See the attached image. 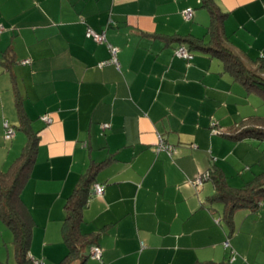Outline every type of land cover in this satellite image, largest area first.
I'll use <instances>...</instances> for the list:
<instances>
[{"label":"crops","instance_id":"0c3cea01","mask_svg":"<svg viewBox=\"0 0 264 264\" xmlns=\"http://www.w3.org/2000/svg\"><path fill=\"white\" fill-rule=\"evenodd\" d=\"M212 3L225 15L224 45L264 76V0ZM211 23L202 0H0V89L9 79L16 108L11 124L12 101L0 92V170L9 171L28 145L19 100L39 137L21 191L32 261L67 258L66 205L97 168L79 225L93 247L76 264H264V202L237 211L229 226L224 207L210 202L211 180L197 184L217 170L241 189L264 171L257 142L229 137L264 123V92L206 50L214 46ZM181 45L191 58L176 56ZM113 49L119 69L101 67ZM6 123L16 131L11 141ZM96 184L105 187L102 196ZM94 247L101 260L91 257ZM0 264H17L13 232L1 218Z\"/></svg>","mask_w":264,"mask_h":264},{"label":"trees","instance_id":"16d2710c","mask_svg":"<svg viewBox=\"0 0 264 264\" xmlns=\"http://www.w3.org/2000/svg\"><path fill=\"white\" fill-rule=\"evenodd\" d=\"M212 2L213 0H202L212 19L210 31L214 46L206 50L222 59L230 73L242 84L264 92V76L261 73V69L255 70L251 68L224 45L221 28L225 15ZM181 46L187 47L189 52H191L187 45ZM18 109L21 128L28 134L29 140L21 157L14 163L11 169L7 172L0 170V218L13 232L17 264H30L33 263L29 255L33 225L31 217L22 202L21 191L25 186L27 176L34 163L39 137L30 129V121L22 110L20 100L18 101ZM41 120H43V117ZM239 131L236 134L229 135V137L237 141H243L247 138L264 141V123L254 125V127H246ZM96 170L97 168H94L83 177L80 186L68 199L66 205L67 218L63 233L69 254L60 264H76L84 261L86 259L84 254L86 248L93 247V241L87 239L79 231V225L82 210L90 198V188L94 184ZM208 180H211L216 189V193L210 202L221 204L224 207L223 221L229 226L233 224L234 215L237 211L249 209L254 212L264 202V173L241 189L231 188L224 174L217 170L210 173Z\"/></svg>","mask_w":264,"mask_h":264},{"label":"built area","instance_id":"2783aa9c","mask_svg":"<svg viewBox=\"0 0 264 264\" xmlns=\"http://www.w3.org/2000/svg\"><path fill=\"white\" fill-rule=\"evenodd\" d=\"M183 16H184V19L186 21H191L194 17V10L192 8H189V9H186L185 11H183ZM1 30L2 28L0 29V33H1ZM87 37L88 38H93L96 42L98 43H103L106 41V38L105 36H101V35H98L96 34L94 31H89L88 34H87ZM113 53V56L112 58L110 59V61L108 62H104V63H101L100 66L103 67L107 64H114L118 67L119 69V63H118V60H117V56H118V50L116 49H113L112 51ZM176 56L179 57V58H184V59H189L191 58V53L189 52L188 48L185 47V46H180L176 52H175ZM43 120L47 123V124H51L53 121L50 117L48 116H44L43 117ZM110 128L109 125H104L103 126V130L106 131ZM15 130L12 129L11 127H9L8 123H6V136H5V139L8 140V141H11L14 136H15ZM160 150H166L168 153L171 154V149L169 147H167L166 145L163 144L162 140H161V143H160ZM208 180V176H205V177H202L200 179H198L197 181V184L199 186H202L204 184V182ZM104 189L105 187L103 185H100V184H96L94 185V193L98 196H102L103 193H104ZM225 247L226 248H229L230 247V243L229 242H226L225 243ZM91 257L93 259H98V260H101L102 258V250L99 248V247H94L91 251ZM235 260V257H232L230 259V261L233 263V261ZM33 264H44L40 261H35L33 260Z\"/></svg>","mask_w":264,"mask_h":264},{"label":"rangeland","instance_id":"374dc122","mask_svg":"<svg viewBox=\"0 0 264 264\" xmlns=\"http://www.w3.org/2000/svg\"><path fill=\"white\" fill-rule=\"evenodd\" d=\"M2 59V56L0 55V60ZM8 79V78H7ZM0 92H1V94L3 93L4 94V99L7 101V100H10V101H12V103L11 102H9L8 103V101H7V105H9V110H8V113H7V115L8 116H13V120L14 121H11V124H14L15 122H16V108H15V100H14V98H13V95H12V86H11V84H10V81H9V79H8V81H7V83L4 85V86H2V88L0 89ZM261 108L262 109H260L259 111L260 112H262V113H260L259 112V114H264V108L261 106ZM259 116H261V117H263L262 115H259ZM10 120V119H9ZM3 123V122H2ZM21 137H23V136H21ZM249 140H252L254 143H260V146H258L257 145V143H256V145H255V149H257L258 147L260 148V152H261V156H263L264 155V141L262 142V141H260L259 139H255V138H251V139H249ZM252 142V143H253ZM9 147V146H8ZM10 148V147H9ZM246 167L247 166H249V165H245ZM246 167H244V168H246ZM248 168H251L252 169V167L251 166H249ZM250 171H252V170H250ZM262 173H264V171H262ZM228 181V180H227ZM230 182L231 183H234L235 182V179H230ZM230 186V185H229ZM241 186H245V183L244 184H242ZM237 188V187H236ZM239 188V187H238ZM220 205V204H219Z\"/></svg>","mask_w":264,"mask_h":264}]
</instances>
